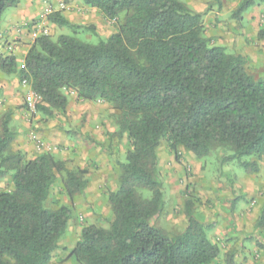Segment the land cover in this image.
I'll return each instance as SVG.
<instances>
[{
    "label": "trees",
    "instance_id": "obj_1",
    "mask_svg": "<svg viewBox=\"0 0 264 264\" xmlns=\"http://www.w3.org/2000/svg\"><path fill=\"white\" fill-rule=\"evenodd\" d=\"M19 2L0 0V22ZM81 3L115 22V31L89 44L74 35L92 27L80 28L54 11L47 22L71 35L39 37L22 67L14 56H0V70L17 74L40 98L37 113L63 112L64 91H74L80 100L110 104L118 112V133L130 142L117 186L107 195L109 225L82 226L69 258L77 264H217L221 249L190 209L185 229L171 238L151 224L164 208L157 151L165 141L175 156L181 150L198 160L217 150L229 153L224 160L263 157L264 77L254 79L242 56L212 45L204 34L207 11L195 12L183 0ZM255 5L264 7V0H240L233 18ZM9 118L6 113L0 121V178L10 175L12 182L0 191V264H51L73 208L47 201L58 177L69 200L82 194L85 172L67 169L49 153L27 159L11 150ZM254 229L264 234V200Z\"/></svg>",
    "mask_w": 264,
    "mask_h": 264
},
{
    "label": "rangeland",
    "instance_id": "obj_2",
    "mask_svg": "<svg viewBox=\"0 0 264 264\" xmlns=\"http://www.w3.org/2000/svg\"><path fill=\"white\" fill-rule=\"evenodd\" d=\"M27 2L35 5L38 14L30 20H20L15 30L18 34L24 32L29 48L44 33L52 40L61 34L71 35L68 28H58L45 18V9L54 10L59 3L66 6L61 13L71 23L80 28L92 27L75 33L83 42L96 44L116 29L115 22L105 20L81 0H20L2 14L0 36L7 29L8 20H12L10 16L23 11ZM183 2L195 12L207 11L203 16L204 34L212 45L242 56L246 72L254 79L264 77V38L259 37L264 31L262 5H255L241 19H235L232 13L240 0ZM12 47L0 37V56H13ZM24 55L14 56L18 67H22ZM23 81L17 74L0 70V121L10 113L9 126L15 135L11 150L23 153L27 159L49 153L67 169L85 172L87 188L82 194L69 200L58 177L47 201L48 207L65 204L73 208L72 221L51 264H77L69 253L78 241L81 227L94 224L106 228L112 219L107 195L117 186L119 166L130 142L126 135L118 133V112L110 104L80 100L74 91H64L67 106L63 112L54 111L50 116L30 112L26 102L29 85ZM224 152L217 150L201 160L181 150L175 156L162 141L157 155L164 208L151 224L171 238L185 229V215L190 209L197 221L210 227L206 233L221 249L217 264H225L228 256L232 257V264H264V234L254 229L264 200V156L224 160L229 155ZM242 162L255 166L243 167ZM11 186L10 175L0 178V191L10 190Z\"/></svg>",
    "mask_w": 264,
    "mask_h": 264
},
{
    "label": "crops",
    "instance_id": "obj_3",
    "mask_svg": "<svg viewBox=\"0 0 264 264\" xmlns=\"http://www.w3.org/2000/svg\"><path fill=\"white\" fill-rule=\"evenodd\" d=\"M38 10L35 8V5L31 2H27L26 7H24V10H18L15 11L10 17L12 20H8L7 29H4L2 31V34L0 37L3 38V41L5 40L7 44L10 42L13 44V50L12 55H24L25 51L29 48L28 46V40L25 36L24 32H21L18 34L16 32V27L22 22L20 20L25 19L30 20L37 16ZM73 18V17H72ZM74 19V18H73ZM7 32V33H6ZM5 33V34H4ZM7 36V37H6Z\"/></svg>",
    "mask_w": 264,
    "mask_h": 264
},
{
    "label": "built area",
    "instance_id": "obj_4",
    "mask_svg": "<svg viewBox=\"0 0 264 264\" xmlns=\"http://www.w3.org/2000/svg\"><path fill=\"white\" fill-rule=\"evenodd\" d=\"M56 9L52 10L50 7H47V9H45V18L52 12L54 11H63L66 9V6L63 3H59L57 5V7H55ZM42 36H47L46 33H44ZM23 84H26V81H23ZM40 101V98L30 89L28 88V92L26 95V102L28 105V108L30 110V112H35L36 111V105L38 104V102ZM32 139H35V136L32 137Z\"/></svg>",
    "mask_w": 264,
    "mask_h": 264
}]
</instances>
